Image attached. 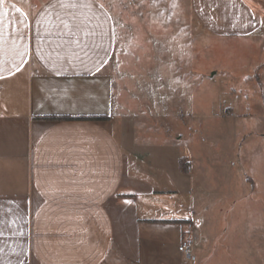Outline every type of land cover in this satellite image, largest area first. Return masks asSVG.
<instances>
[{"label":"crops","instance_id":"1","mask_svg":"<svg viewBox=\"0 0 264 264\" xmlns=\"http://www.w3.org/2000/svg\"><path fill=\"white\" fill-rule=\"evenodd\" d=\"M120 1L0 0V264H184L168 250L173 227L196 264H263L257 246L244 255L213 233L189 175L171 186L160 148L135 144L122 49L132 4ZM185 3L216 36L264 28V0ZM92 114L105 117H42Z\"/></svg>","mask_w":264,"mask_h":264},{"label":"rangeland","instance_id":"2","mask_svg":"<svg viewBox=\"0 0 264 264\" xmlns=\"http://www.w3.org/2000/svg\"><path fill=\"white\" fill-rule=\"evenodd\" d=\"M129 3L122 49L135 144L160 148L171 186L189 175L220 241L241 242L244 255L257 246L264 264V28L216 36L187 15L185 0ZM138 17L151 19L145 29ZM176 232L169 229L168 250L182 258Z\"/></svg>","mask_w":264,"mask_h":264},{"label":"built area","instance_id":"3","mask_svg":"<svg viewBox=\"0 0 264 264\" xmlns=\"http://www.w3.org/2000/svg\"><path fill=\"white\" fill-rule=\"evenodd\" d=\"M177 249L181 252L185 264H196L197 257L194 252V244L190 238L183 237L179 241Z\"/></svg>","mask_w":264,"mask_h":264},{"label":"trees","instance_id":"4","mask_svg":"<svg viewBox=\"0 0 264 264\" xmlns=\"http://www.w3.org/2000/svg\"><path fill=\"white\" fill-rule=\"evenodd\" d=\"M45 118H52V119H61V118H74V117H78V118H90V119H99V118H104L105 115H101V114H92V115H87V116H69V115H46V116H42ZM183 171H188V165L187 167L182 166L181 167Z\"/></svg>","mask_w":264,"mask_h":264},{"label":"snow or ice","instance_id":"5","mask_svg":"<svg viewBox=\"0 0 264 264\" xmlns=\"http://www.w3.org/2000/svg\"><path fill=\"white\" fill-rule=\"evenodd\" d=\"M70 6L76 7V6H80V5L72 4ZM84 6L96 7V8H98V10L102 11L105 7V4L102 2V0H87V3ZM102 63H107V61H103ZM21 67H23V65H21ZM19 70L20 69L18 68L17 71H19ZM96 70H97V72H99L101 69L97 68ZM128 203H130V201H128Z\"/></svg>","mask_w":264,"mask_h":264}]
</instances>
